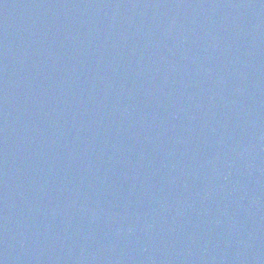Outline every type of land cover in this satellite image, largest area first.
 <instances>
[{
    "label": "water",
    "instance_id": "95a60500",
    "mask_svg": "<svg viewBox=\"0 0 264 264\" xmlns=\"http://www.w3.org/2000/svg\"><path fill=\"white\" fill-rule=\"evenodd\" d=\"M0 264H264V0H0Z\"/></svg>",
    "mask_w": 264,
    "mask_h": 264
}]
</instances>
